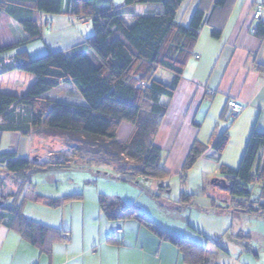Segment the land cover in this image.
I'll return each mask as SVG.
<instances>
[{
	"label": "crops",
	"instance_id": "crops-1",
	"mask_svg": "<svg viewBox=\"0 0 264 264\" xmlns=\"http://www.w3.org/2000/svg\"><path fill=\"white\" fill-rule=\"evenodd\" d=\"M117 1L113 0L116 8L124 6V0ZM258 5L262 8V15L259 20H254L252 12ZM143 9L142 4L126 7L124 18H130L131 24L132 15ZM196 9L204 13L199 34L186 57L174 94L160 98L165 112L153 144L161 149V164L168 174V178L162 181L164 191L170 193V188L180 185L177 200L170 203L197 212L192 231L200 233L199 236L194 238L192 231L181 234L172 229L173 216L166 215L165 205L156 202L153 196V184L161 188L157 187L156 181L147 188L139 187L140 179L139 183L124 182L114 179L115 175L99 172L98 188L90 201L84 194H73L79 197L54 206L46 202L21 201L22 194H16L18 184L9 180L0 185V205L19 206V214L43 227L45 232L43 243H31L16 225L13 226L15 222L11 213L0 208V264H185L172 244L158 238L139 221L107 219L99 208V195L116 196L126 204H136L141 213L163 231L183 235L198 245H207L213 239L218 244L229 232L232 227L229 225L221 234L213 230L209 224L213 220L206 212L220 206L223 208L214 213L233 216L237 213L231 212L225 199L220 205L215 204L209 191L202 187L207 179L223 176L220 167L237 169L251 133H264V35L251 33L258 22H264V0H223L222 4H217L216 0H183L175 15L176 22L188 26ZM69 11L68 0H62L61 13L38 14L36 19L41 37L25 42L11 53L25 50L35 57V53L64 51L84 42L92 34L91 22ZM213 28L220 30L218 38L213 36ZM26 38L20 24L5 13L0 15V45L22 42ZM160 70H157L160 76L166 79L162 83H171L173 74ZM34 81L35 77L30 73L12 71L0 76V92L23 95ZM209 89L215 94L207 101L206 91ZM228 99H235L245 107L236 119H229L226 115ZM132 128L129 122H121L116 131L117 140L125 142ZM223 132L228 135L224 150L218 153L208 147L188 171L187 179L182 181L179 173L193 143L208 146ZM37 150L36 136L14 132L0 134V153L12 151L19 157L30 158ZM262 155L264 148L259 152V156ZM25 189L26 186L23 191ZM182 192L190 196L185 204L180 201ZM40 195L47 199H61L72 194ZM238 214L250 215L241 211ZM203 219L209 220L204 222ZM117 229L120 232L114 234ZM208 230L213 238L206 232ZM62 235H67L68 239L64 241ZM109 235L112 238L108 239ZM224 251L228 255V249ZM261 255V251L247 249L241 264H264Z\"/></svg>",
	"mask_w": 264,
	"mask_h": 264
},
{
	"label": "trees",
	"instance_id": "trees-1",
	"mask_svg": "<svg viewBox=\"0 0 264 264\" xmlns=\"http://www.w3.org/2000/svg\"><path fill=\"white\" fill-rule=\"evenodd\" d=\"M182 1L124 0V6L116 8L113 0H68L71 14L90 20L92 34L67 50L31 57L25 50L11 52L41 37L36 16L61 13L62 0H0V15H9L27 35L22 42L0 45V76L21 71L35 77L23 95L0 92V134L14 132L45 138L60 135L75 142L79 151L111 166L116 174L114 179L139 183L143 176L164 187L162 181L168 174L161 164V149L153 144L165 112L160 98L174 94L204 17L203 11L196 9L188 26L177 23L175 15ZM216 2L222 4L223 0ZM134 4H142L144 9L132 15V23L127 24L124 8ZM212 34L218 38L220 30L213 28ZM255 35H264V22H258ZM158 69L173 74L170 84L154 78ZM121 122L133 126L123 143L116 138ZM227 141V132L208 146L195 141L182 165L180 179H187L188 171L208 147L221 153ZM263 148L264 133L253 131L239 167L219 168L231 197L240 200L241 207L236 210L256 216L264 214V159L259 156ZM34 157L38 155L27 158L12 151L0 153V185L13 178L18 184L16 194H22L21 201L56 206L79 197L47 199L36 194L29 180L44 169ZM253 192L258 195L252 197ZM189 198L187 193L180 194L181 203H187ZM98 205L109 220L134 219L142 223L158 238L172 244L185 264H206L204 246L158 228L136 204H126L116 196L99 195ZM0 208L11 213L13 226L26 239L33 244L43 243L45 229L24 219L19 206L5 207L2 203Z\"/></svg>",
	"mask_w": 264,
	"mask_h": 264
},
{
	"label": "rangeland",
	"instance_id": "rangeland-1",
	"mask_svg": "<svg viewBox=\"0 0 264 264\" xmlns=\"http://www.w3.org/2000/svg\"><path fill=\"white\" fill-rule=\"evenodd\" d=\"M115 1L118 2L117 0ZM125 22L130 24V18L126 17ZM35 54H37L35 57L41 56L40 53ZM160 71L171 74L166 70L161 69ZM154 78L161 82L166 81L165 77L160 76L159 71L156 72ZM132 130L133 128L131 129L129 135L131 134ZM37 141L38 150L35 155H38V157L34 158L38 160V165L43 167L44 171L34 173L30 177L29 181L34 185L36 194H52L55 196L62 194H84L87 201H90L91 196L98 188L97 179L101 177L99 172L116 176L112 168L110 169L106 164L99 162L100 159L98 157H95L90 153L88 155L84 151H79L78 148H75V142L64 139L60 135L48 136L46 138L37 137ZM261 157L264 158V155ZM57 162L64 164L62 166L51 164ZM140 180L142 181L139 183V187L145 186L146 188L149 186V184L155 181L145 179L143 176L140 178ZM210 180L211 179H207L204 181L202 188L205 191H209L208 193L212 196L213 200L216 201L215 204L220 205L222 203L221 201L225 199L228 203V208L231 209V212H236L237 214L233 216L232 214L226 213H224V215L214 213L215 211L219 210V208H223L220 206L214 207L212 210H209L210 212L205 211L209 214L208 216L210 219L213 220L209 221L211 228L213 230H218L220 234L222 233L221 231L223 228L227 227V225L232 226L230 227L229 232L219 240L218 244L215 242L217 241L216 239H213V241H210L207 243V245H203L205 243L199 244L205 247L206 264H241V260L244 259L247 251L246 248H248V250L261 251V256L264 257V214L260 216H253L254 214H250L251 216L248 214H238L239 211L236 209H240L239 207H241L239 206L240 200H237V198H232L228 188L222 189L217 187L211 184ZM6 181L9 182V180ZM110 183L111 182H108L107 184ZM153 185L152 193L155 201L159 202L161 205H165L163 209L166 211V215H170L171 217L173 216V221L171 222L172 229L175 232L181 234H184V232L187 231L188 233L191 232L193 230L192 225L194 224L195 218L197 217V212L193 209L176 206L175 204L170 203L171 201L177 200L175 197H178L179 195L178 190H180V185H176L172 189L170 188V193H166L164 191L165 188L163 187L156 188L155 183ZM158 186L159 185H157V187ZM257 195L258 193L253 192L252 197H256ZM207 220L209 219H203L204 222ZM206 232H208L210 236L213 235L210 233V230ZM199 234L200 233L197 231L195 233L193 231L191 232V235L194 238H197V235L199 236ZM242 236L247 238H241ZM213 237L214 236L211 238ZM191 242L194 243V241ZM195 244L198 243L195 242ZM226 249H228V255L224 251ZM249 257L253 259L252 256Z\"/></svg>",
	"mask_w": 264,
	"mask_h": 264
},
{
	"label": "built area",
	"instance_id": "built-area-1",
	"mask_svg": "<svg viewBox=\"0 0 264 264\" xmlns=\"http://www.w3.org/2000/svg\"><path fill=\"white\" fill-rule=\"evenodd\" d=\"M262 15V8L260 5H258L252 12V18L254 20H259ZM80 21H84V19L79 18ZM256 27H253L251 30V33L255 34ZM207 97L206 100L209 101L211 97L214 96L215 92L213 90H207L206 91ZM244 106L239 103L235 99H228L226 101V115L229 119H236L238 118L242 112L244 111ZM120 232V229H117L114 234H117ZM107 238H112V235L107 236ZM62 239L65 241L68 239L67 235H62Z\"/></svg>",
	"mask_w": 264,
	"mask_h": 264
},
{
	"label": "water",
	"instance_id": "water-1",
	"mask_svg": "<svg viewBox=\"0 0 264 264\" xmlns=\"http://www.w3.org/2000/svg\"><path fill=\"white\" fill-rule=\"evenodd\" d=\"M211 184L220 187L222 189H227L228 188V184L226 183L225 179L223 178H213L211 180Z\"/></svg>",
	"mask_w": 264,
	"mask_h": 264
}]
</instances>
